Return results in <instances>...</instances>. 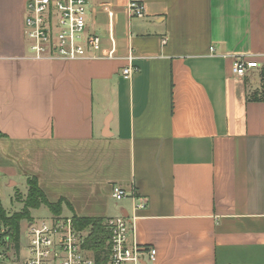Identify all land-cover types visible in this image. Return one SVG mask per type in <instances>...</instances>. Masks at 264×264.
<instances>
[{"label":"crops","instance_id":"obj_1","mask_svg":"<svg viewBox=\"0 0 264 264\" xmlns=\"http://www.w3.org/2000/svg\"><path fill=\"white\" fill-rule=\"evenodd\" d=\"M26 1L0 0L1 202L35 176L71 215L134 218L149 264H264V0H143L142 18L91 0L103 47L76 60L29 56ZM238 55L260 66L240 76Z\"/></svg>","mask_w":264,"mask_h":264},{"label":"built area","instance_id":"obj_2","mask_svg":"<svg viewBox=\"0 0 264 264\" xmlns=\"http://www.w3.org/2000/svg\"><path fill=\"white\" fill-rule=\"evenodd\" d=\"M125 4L129 17L146 16L143 0H119ZM91 0H27L25 8V36L29 56L33 59H93L100 56L103 41L100 34L88 30ZM110 21L112 47L108 57L116 52L114 38L115 11L102 2ZM214 50L213 47H211ZM132 51L122 75L130 79L139 71ZM259 62L238 55L233 62L234 72L240 76ZM132 195L121 185H114L112 196L122 200ZM146 206L138 199L136 209ZM134 218L124 215L104 218L110 238L99 262L96 253L85 247L88 230H79L72 215L51 214L43 219L30 220L15 232L0 220V264H149L154 261L157 249L141 244L135 236Z\"/></svg>","mask_w":264,"mask_h":264},{"label":"trees","instance_id":"obj_3","mask_svg":"<svg viewBox=\"0 0 264 264\" xmlns=\"http://www.w3.org/2000/svg\"><path fill=\"white\" fill-rule=\"evenodd\" d=\"M27 184L28 193L25 199L24 208L21 211L9 213L0 200V220L5 222L17 233L20 229V223L23 220H33L31 209L45 205L53 214L61 215L64 206H69V202L64 198H61L57 202L50 201L39 186L37 177H28ZM72 217L79 230H88L84 242L85 247L96 253L99 262H104L105 258L100 254L105 249L110 238V231L104 225V218L78 216L77 214H73Z\"/></svg>","mask_w":264,"mask_h":264},{"label":"rangeland","instance_id":"obj_4","mask_svg":"<svg viewBox=\"0 0 264 264\" xmlns=\"http://www.w3.org/2000/svg\"><path fill=\"white\" fill-rule=\"evenodd\" d=\"M13 179L17 181V187L15 188L11 186L10 181L5 179L4 188L1 193L3 206L9 213H15L17 211H21L24 208L25 199L28 193L27 182L24 180L23 176L14 175ZM31 214L33 220H38L50 217L53 213L47 206L42 205L38 208L31 209ZM63 214L71 215V212L67 209V207H64L62 215ZM27 222L28 220H23L20 223V226L24 227Z\"/></svg>","mask_w":264,"mask_h":264}]
</instances>
